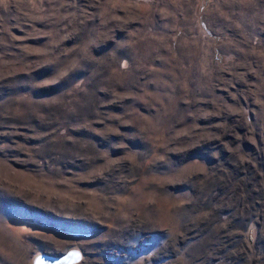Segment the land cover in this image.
<instances>
[{"label":"rangeland","instance_id":"374dc122","mask_svg":"<svg viewBox=\"0 0 264 264\" xmlns=\"http://www.w3.org/2000/svg\"><path fill=\"white\" fill-rule=\"evenodd\" d=\"M264 264V0H0V264Z\"/></svg>","mask_w":264,"mask_h":264},{"label":"water","instance_id":"95a60500","mask_svg":"<svg viewBox=\"0 0 264 264\" xmlns=\"http://www.w3.org/2000/svg\"><path fill=\"white\" fill-rule=\"evenodd\" d=\"M77 258V252H70L63 256L41 254L35 258L33 264H72Z\"/></svg>","mask_w":264,"mask_h":264}]
</instances>
